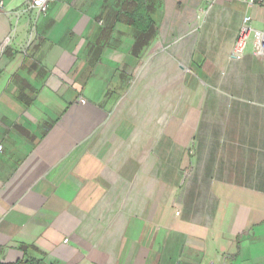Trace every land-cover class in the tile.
<instances>
[{"label": "crops", "instance_id": "1", "mask_svg": "<svg viewBox=\"0 0 264 264\" xmlns=\"http://www.w3.org/2000/svg\"><path fill=\"white\" fill-rule=\"evenodd\" d=\"M28 1L0 0V262L264 264V55H232L264 4Z\"/></svg>", "mask_w": 264, "mask_h": 264}, {"label": "built area", "instance_id": "2", "mask_svg": "<svg viewBox=\"0 0 264 264\" xmlns=\"http://www.w3.org/2000/svg\"><path fill=\"white\" fill-rule=\"evenodd\" d=\"M57 0H29L27 10L34 11L38 15L45 14L47 12L50 3ZM208 5L213 4L216 0H204ZM242 3L246 6L253 7L264 4V0H231ZM250 17H244L242 20V26L236 37L233 45L232 55L235 58L243 56L248 43L251 41L253 49L256 55H264V32L254 30L250 27ZM11 43V37L8 36L4 39L1 47L4 48Z\"/></svg>", "mask_w": 264, "mask_h": 264}, {"label": "rangeland", "instance_id": "3", "mask_svg": "<svg viewBox=\"0 0 264 264\" xmlns=\"http://www.w3.org/2000/svg\"><path fill=\"white\" fill-rule=\"evenodd\" d=\"M121 89H122V92L124 91V95L123 97L120 95L119 98H116L114 100V105H113V108L116 112V115L119 114V111L121 109H123L124 111V114L125 116L122 117L124 118V125L126 126H130L133 125V124H143L142 120L144 119L142 116H140V119L137 118V117H134L132 116L133 114V109L139 107L141 110L143 111H146V110H151L153 109V105H156L157 102L155 101H152V100H148V96L147 94L146 95H142L143 92L142 90L140 91V94L138 96L139 97V100L137 98H135L133 95H131V85H127V84H124L123 86H121ZM147 93V92H146ZM122 94V93H121ZM160 103H162L160 101ZM144 114H146V112H144ZM110 118L109 117V123H110ZM119 121V118L116 117ZM114 118V119H116ZM147 119V116L146 118ZM128 120V121H127ZM140 135H143V134H140ZM163 134L162 133H156V144H157V147H162V141H163ZM158 151V149H157ZM162 158V156H161ZM162 172V164L160 166H157V172Z\"/></svg>", "mask_w": 264, "mask_h": 264}, {"label": "trees", "instance_id": "4", "mask_svg": "<svg viewBox=\"0 0 264 264\" xmlns=\"http://www.w3.org/2000/svg\"><path fill=\"white\" fill-rule=\"evenodd\" d=\"M0 264H44V263L41 260H39V259L24 258V259L16 261L15 263L0 262Z\"/></svg>", "mask_w": 264, "mask_h": 264}]
</instances>
